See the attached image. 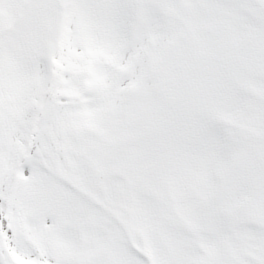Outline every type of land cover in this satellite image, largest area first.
Listing matches in <instances>:
<instances>
[{"label": "snow or ice", "instance_id": "6c2138e0", "mask_svg": "<svg viewBox=\"0 0 264 264\" xmlns=\"http://www.w3.org/2000/svg\"><path fill=\"white\" fill-rule=\"evenodd\" d=\"M0 264H264V0H0Z\"/></svg>", "mask_w": 264, "mask_h": 264}]
</instances>
